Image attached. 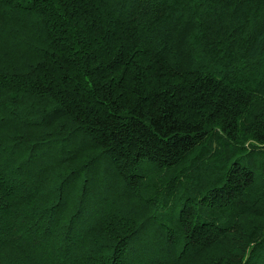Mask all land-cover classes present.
<instances>
[{"label": "trees", "instance_id": "16d2710c", "mask_svg": "<svg viewBox=\"0 0 264 264\" xmlns=\"http://www.w3.org/2000/svg\"><path fill=\"white\" fill-rule=\"evenodd\" d=\"M0 264H264V0H0Z\"/></svg>", "mask_w": 264, "mask_h": 264}]
</instances>
